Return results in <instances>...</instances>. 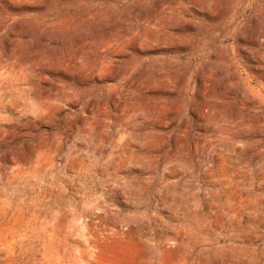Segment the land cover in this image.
I'll list each match as a JSON object with an SVG mask.
<instances>
[{
    "label": "rangeland",
    "instance_id": "obj_1",
    "mask_svg": "<svg viewBox=\"0 0 264 264\" xmlns=\"http://www.w3.org/2000/svg\"><path fill=\"white\" fill-rule=\"evenodd\" d=\"M0 264H264V0H0Z\"/></svg>",
    "mask_w": 264,
    "mask_h": 264
},
{
    "label": "bare ground",
    "instance_id": "obj_2",
    "mask_svg": "<svg viewBox=\"0 0 264 264\" xmlns=\"http://www.w3.org/2000/svg\"><path fill=\"white\" fill-rule=\"evenodd\" d=\"M84 181H86V180H84ZM14 187H15V186H14ZM15 188H16V187H15ZM15 188H14V189H15ZM68 190H69V189H68ZM15 192H16V191H15ZM15 195H17V194H15ZM20 196H21V194H20ZM29 197H30V196H29ZM27 198H28V197H27ZM12 199H13V198H12ZM71 199H72V198H71ZM31 202H32V201H31ZM28 206H29V205H28ZM29 207H30V206H29ZM29 207H28V208H29ZM15 208H16V207H15ZM33 209H34V208H33ZM29 211H30V210H29ZM32 211H33V210H32ZM56 211H57V210H56ZM35 212H36V211H35ZM32 215H33V213H32ZM25 230H28V229H25ZM32 231H33V229H32ZM29 232H30V231H29ZM33 232H34V231H33ZM33 232H30V233L32 234ZM27 233H28V232H27ZM24 234H25V233H24ZM28 234H29V233H28ZM25 236H26V235H25ZM25 236H24V237H25ZM31 236H33V235H31ZM29 237H30V236H29ZM25 238H26V237H25Z\"/></svg>",
    "mask_w": 264,
    "mask_h": 264
}]
</instances>
